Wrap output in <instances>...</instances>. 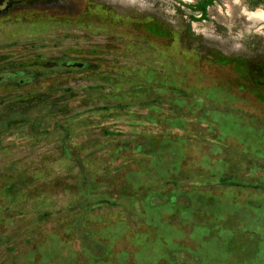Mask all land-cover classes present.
Returning a JSON list of instances; mask_svg holds the SVG:
<instances>
[{
	"label": "rangeland",
	"instance_id": "374dc122",
	"mask_svg": "<svg viewBox=\"0 0 264 264\" xmlns=\"http://www.w3.org/2000/svg\"><path fill=\"white\" fill-rule=\"evenodd\" d=\"M0 0V264H264V6Z\"/></svg>",
	"mask_w": 264,
	"mask_h": 264
},
{
	"label": "trees",
	"instance_id": "16d2710c",
	"mask_svg": "<svg viewBox=\"0 0 264 264\" xmlns=\"http://www.w3.org/2000/svg\"><path fill=\"white\" fill-rule=\"evenodd\" d=\"M214 1L216 0H200L195 4L186 5V7L192 11H198L199 18L204 19L206 17V8L210 6ZM251 1L256 4H261L264 6V0H251Z\"/></svg>",
	"mask_w": 264,
	"mask_h": 264
}]
</instances>
